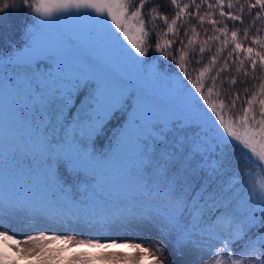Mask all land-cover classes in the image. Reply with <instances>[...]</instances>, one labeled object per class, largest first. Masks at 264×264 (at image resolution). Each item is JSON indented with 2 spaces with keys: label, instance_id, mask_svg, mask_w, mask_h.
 Listing matches in <instances>:
<instances>
[{
  "label": "snow or ice",
  "instance_id": "obj_1",
  "mask_svg": "<svg viewBox=\"0 0 264 264\" xmlns=\"http://www.w3.org/2000/svg\"><path fill=\"white\" fill-rule=\"evenodd\" d=\"M23 6L0 50V264H264V0Z\"/></svg>",
  "mask_w": 264,
  "mask_h": 264
},
{
  "label": "trees",
  "instance_id": "obj_2",
  "mask_svg": "<svg viewBox=\"0 0 264 264\" xmlns=\"http://www.w3.org/2000/svg\"><path fill=\"white\" fill-rule=\"evenodd\" d=\"M34 2V0H33ZM161 0H152L153 5H158ZM167 3V0H163ZM16 7L9 8L4 12H0V50L4 48L7 50L13 44L19 45L22 43V35L26 26L32 22L31 10L23 6V0H16ZM152 5H150L151 7ZM160 11L159 7H155L152 11V15ZM264 36V31L261 32ZM168 65L165 64V68ZM126 118V113L118 114L114 119L110 120L107 125H105L104 132L101 136H98L95 141V147L103 149L105 145L109 142L115 128L122 125L123 120ZM63 171V168H61ZM254 179L257 187L260 183L264 185V173L259 170H255Z\"/></svg>",
  "mask_w": 264,
  "mask_h": 264
},
{
  "label": "rangeland",
  "instance_id": "obj_3",
  "mask_svg": "<svg viewBox=\"0 0 264 264\" xmlns=\"http://www.w3.org/2000/svg\"><path fill=\"white\" fill-rule=\"evenodd\" d=\"M2 50H4V48H2ZM263 183H260L259 186H261ZM168 256H169V260L173 262V264H185V261H187L188 259H190V257H179L176 256L173 252L171 247H169L168 249Z\"/></svg>",
  "mask_w": 264,
  "mask_h": 264
}]
</instances>
